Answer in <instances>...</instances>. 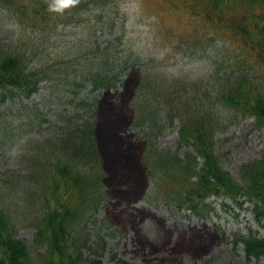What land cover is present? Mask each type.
I'll list each match as a JSON object with an SVG mask.
<instances>
[{"label":"trees","instance_id":"trees-1","mask_svg":"<svg viewBox=\"0 0 264 264\" xmlns=\"http://www.w3.org/2000/svg\"><path fill=\"white\" fill-rule=\"evenodd\" d=\"M61 1L0 0L15 28L0 37V146L13 148L19 166L0 174V264H102L103 237L91 229L97 215L137 199L190 219L211 217L216 208L208 200L227 198L247 204L264 228V150L234 176L216 149L217 135L237 115L264 131V0H138L158 17L153 28L168 51L215 49L208 77L193 82L168 73L120 33L93 39L121 26L120 0ZM175 15L190 27L172 23ZM39 88L48 100L21 103ZM14 102L29 125L8 142L11 127H24L23 117L5 118ZM164 121L177 129L174 151L157 145ZM230 240L248 260L264 258L257 231ZM178 245L169 255L182 252Z\"/></svg>","mask_w":264,"mask_h":264},{"label":"rangeland","instance_id":"rangeland-1","mask_svg":"<svg viewBox=\"0 0 264 264\" xmlns=\"http://www.w3.org/2000/svg\"><path fill=\"white\" fill-rule=\"evenodd\" d=\"M120 3L115 8L116 15L122 18L121 26L116 23L111 31L105 29L98 32L93 39L103 42L120 33L123 41L132 45L137 52L157 58L159 65H163L168 73L186 78L190 82L208 77L210 64L207 57L214 56L215 49L198 51L193 55L170 52L168 50L172 47L169 42L159 39L154 31L153 24L158 18L154 12L142 11L138 0H120ZM61 4L67 5L68 2L62 0ZM171 22L180 27H190L188 19L181 15L173 16ZM14 30L11 20L0 9V37H6ZM65 32L68 35L73 34L69 30ZM132 72V77L136 79L139 70L134 69ZM129 83L133 85L131 80ZM48 98L47 92L39 88L21 103L31 107L34 103H43ZM21 103H7L13 112L5 114V118L10 120L23 117L24 124V127H11L7 135L8 142H13L11 136L17 135L18 131L29 125L28 117L21 114L16 116V109ZM228 114L231 117L234 115L233 112ZM233 120L235 123L227 131L217 135L216 149L221 155L223 169L236 176L241 164L258 158L264 150V131L255 128L252 118H241L237 115ZM127 133L132 132L130 130ZM163 133L158 138V147L176 150L177 129L167 126ZM9 146H0V174L19 168L13 162L11 153L14 150ZM130 194H135V191L130 190ZM208 201L215 206L216 213L209 218L192 216L190 219L183 218L176 209L168 208L162 203L154 207L141 199L118 206L109 204L106 217H103V210L97 215L94 227L91 228L93 233L98 232L103 237L102 264H146V260L153 264H161V261L165 264H264L263 258L248 260L243 248L240 245L235 247L230 240L231 234L245 233L248 228L264 236V228L255 222L252 212L246 209L247 204L239 207L222 197H212ZM29 233L22 231L20 235L27 236ZM187 238L189 240L186 242ZM176 242L179 245L175 250L180 249L182 252L172 257L169 255L170 247ZM94 249L98 250L95 245ZM91 251L92 249L85 250L84 254Z\"/></svg>","mask_w":264,"mask_h":264}]
</instances>
